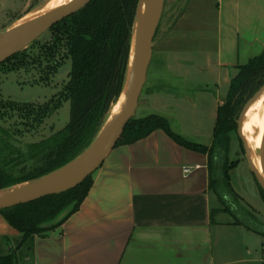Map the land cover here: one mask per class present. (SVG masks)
I'll return each instance as SVG.
<instances>
[{
    "label": "crops",
    "instance_id": "0c3cea01",
    "mask_svg": "<svg viewBox=\"0 0 264 264\" xmlns=\"http://www.w3.org/2000/svg\"><path fill=\"white\" fill-rule=\"evenodd\" d=\"M162 48L154 43L135 115L161 116L185 140L210 147L239 67L264 51V0H218L212 45ZM191 58L196 70H183ZM152 65L162 69L150 72ZM214 179L213 187L207 155L163 131L117 147L93 174L80 210L37 239L34 264H264V229L253 225L263 223L227 186L222 169ZM18 238L0 215V239Z\"/></svg>",
    "mask_w": 264,
    "mask_h": 264
},
{
    "label": "trees",
    "instance_id": "16d2710c",
    "mask_svg": "<svg viewBox=\"0 0 264 264\" xmlns=\"http://www.w3.org/2000/svg\"><path fill=\"white\" fill-rule=\"evenodd\" d=\"M138 1L92 0L85 8L49 30L47 42L40 45L39 39L0 65L7 70H21L44 64L47 75L43 81H47L49 75L57 74L63 66L56 59L63 51L71 62L69 81L64 91L44 105L19 104L2 100L0 96V120L16 118L19 121L17 125L28 131L42 125L64 103L70 102V120L65 128L47 139L28 144L25 149L13 145L11 138L4 136L10 134L0 125V191L60 169L95 140L122 93ZM37 47L38 54H30ZM263 85L264 51L239 67L226 101L218 110L210 147L185 140L172 130L165 118L158 115L133 117L117 147L135 144L157 131H163L184 149L208 156L211 186L216 183L214 173L218 169H222L224 181L230 186L231 174L239 164L238 160L229 161L232 136H238L237 121L244 106ZM238 139L241 144L239 136ZM241 147L243 149L242 144ZM92 187L93 175L68 192L2 210L0 215L19 234V240L15 249L0 256V264H34L37 239L48 238L76 214ZM258 187L264 202V191L259 184ZM68 209L70 212L62 222L44 227Z\"/></svg>",
    "mask_w": 264,
    "mask_h": 264
},
{
    "label": "rangeland",
    "instance_id": "374dc122",
    "mask_svg": "<svg viewBox=\"0 0 264 264\" xmlns=\"http://www.w3.org/2000/svg\"><path fill=\"white\" fill-rule=\"evenodd\" d=\"M49 1L0 0V33L41 13L46 9L45 6ZM217 1L166 0L163 17L154 41L157 49L163 47L164 52L181 50L193 52L197 51L198 47H203L204 44L209 43L212 45L217 23ZM49 39L50 34H45L40 38L39 44H44ZM38 50L39 47L34 48L33 51H30V54L36 55ZM57 58L63 66L60 67L57 74L49 75V80L47 81H43L47 75L44 70V64L41 67H29L21 70H7L6 68L3 69L4 67H0L1 99L19 104L36 105H44L51 101L54 96L64 91L71 71V62L64 51ZM161 69L152 65L150 72ZM183 70H196L192 58L184 63ZM114 106H112L109 115ZM116 110L117 107L114 108V113ZM134 117L141 118L144 116L142 111L139 110ZM69 120L70 102H66L57 112L47 117L42 125L34 127L31 131L17 125L19 121L16 118L0 120V125L10 134L11 137L8 134H4V136L11 138L9 140L13 145L25 149L28 144L47 139L64 129ZM241 144L238 136L233 134L229 157L231 162L239 160L240 164L231 174L230 185L241 197V202L247 207L246 209L250 212L252 210L257 219L263 223L262 225H253L264 229V202ZM215 188L221 190V185L217 183ZM216 205H219L218 202H216ZM223 217L228 220L239 218L245 223L250 222L246 216L236 215V217H231V215H223ZM18 240L10 239L8 244V241L0 239L4 249L2 255L9 254L12 248L15 249L18 245ZM21 264L24 263L21 262Z\"/></svg>",
    "mask_w": 264,
    "mask_h": 264
},
{
    "label": "water",
    "instance_id": "95a60500",
    "mask_svg": "<svg viewBox=\"0 0 264 264\" xmlns=\"http://www.w3.org/2000/svg\"><path fill=\"white\" fill-rule=\"evenodd\" d=\"M92 0H75L54 11L17 24L0 33V65L28 49L56 24L85 8ZM166 0H139L134 18L128 66L121 96L125 99L117 113L109 115L92 144L74 160L60 169L30 182L0 191L2 210L31 203L42 198L62 194L75 189L92 176L115 150L124 130L135 116L140 97L147 81L153 56V46L158 32ZM264 94V85L247 102L238 121V136L242 141L246 160L255 179L264 191V133L259 148L261 169L259 172L252 161L251 150L243 136V124L249 109ZM114 106V107H115ZM70 209L64 211L53 222L44 227H53L62 222Z\"/></svg>",
    "mask_w": 264,
    "mask_h": 264
},
{
    "label": "bare ground",
    "instance_id": "6f19581e",
    "mask_svg": "<svg viewBox=\"0 0 264 264\" xmlns=\"http://www.w3.org/2000/svg\"><path fill=\"white\" fill-rule=\"evenodd\" d=\"M73 1L75 0H50L45 6L46 9H44L41 13L24 20L20 22L19 24L27 20L33 19L37 16L54 11L58 8L64 7ZM126 92L127 90H125V92L121 96L119 104L115 106L117 107V110L115 113L118 112L120 105L123 103L125 96H126ZM114 108H113V113H114ZM263 133H264V94L249 109L245 117L244 124H243V136L245 140L247 141L249 148L251 150L252 161L259 172L262 171L261 158L259 155V148L261 146V140H262Z\"/></svg>",
    "mask_w": 264,
    "mask_h": 264
},
{
    "label": "built area",
    "instance_id": "2783aa9c",
    "mask_svg": "<svg viewBox=\"0 0 264 264\" xmlns=\"http://www.w3.org/2000/svg\"><path fill=\"white\" fill-rule=\"evenodd\" d=\"M186 174H189L190 173V169H185L184 171Z\"/></svg>",
    "mask_w": 264,
    "mask_h": 264
}]
</instances>
